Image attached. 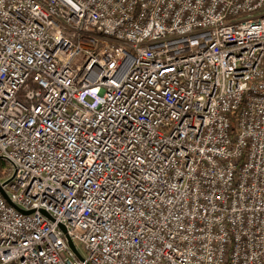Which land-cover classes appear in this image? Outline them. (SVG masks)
Listing matches in <instances>:
<instances>
[{"label": "built area", "instance_id": "2783aa9c", "mask_svg": "<svg viewBox=\"0 0 264 264\" xmlns=\"http://www.w3.org/2000/svg\"><path fill=\"white\" fill-rule=\"evenodd\" d=\"M0 264H264V0H0Z\"/></svg>", "mask_w": 264, "mask_h": 264}, {"label": "water", "instance_id": "95a60500", "mask_svg": "<svg viewBox=\"0 0 264 264\" xmlns=\"http://www.w3.org/2000/svg\"><path fill=\"white\" fill-rule=\"evenodd\" d=\"M3 195H4V197H6V195L3 193ZM70 241V245L73 247V249H74V246H73V243H72V241L71 240H69Z\"/></svg>", "mask_w": 264, "mask_h": 264}]
</instances>
